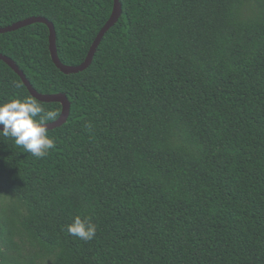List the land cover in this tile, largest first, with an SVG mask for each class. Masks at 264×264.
Here are the masks:
<instances>
[{"label": "trees", "instance_id": "trees-1", "mask_svg": "<svg viewBox=\"0 0 264 264\" xmlns=\"http://www.w3.org/2000/svg\"><path fill=\"white\" fill-rule=\"evenodd\" d=\"M119 2L76 74L45 25L0 34L37 93L70 103L44 158L0 136V264H264V0ZM112 7L0 0V28L45 18L77 66ZM25 96L0 61V100ZM76 215L92 240L68 235Z\"/></svg>", "mask_w": 264, "mask_h": 264}, {"label": "clouds", "instance_id": "clouds-1", "mask_svg": "<svg viewBox=\"0 0 264 264\" xmlns=\"http://www.w3.org/2000/svg\"><path fill=\"white\" fill-rule=\"evenodd\" d=\"M54 119L55 113L45 110L33 96L0 100V136L11 138L33 157L44 158L55 149V140L49 136L46 124ZM65 230L69 236L87 242L96 236L97 225L87 216L76 215Z\"/></svg>", "mask_w": 264, "mask_h": 264}, {"label": "water", "instance_id": "water-1", "mask_svg": "<svg viewBox=\"0 0 264 264\" xmlns=\"http://www.w3.org/2000/svg\"><path fill=\"white\" fill-rule=\"evenodd\" d=\"M121 12H122V9H121V4L119 0H113V7H112V12L110 14V17L108 18L104 26L101 28V30L98 32L95 40L93 41L88 51V54L84 62L77 66H67L60 62L57 56V51H56L54 26L51 22H49L45 18L31 17V18H27L22 21H18L16 23H13L10 26L0 28V34L13 32L23 27L36 24V23L45 25L49 31V38H48L49 39V52H50V57H51L53 64L63 74H66V75L76 74V73L84 71L85 69L89 67V65L91 64L92 58L95 54V51L98 45L100 44L103 36L118 21V19L121 16ZM0 61L4 62L15 74H17V76L20 78V80L22 81L26 89L28 90L29 94L33 96L34 98H36L37 101L43 102V103H58L61 105V113L59 117L55 121L51 123H47L48 130H53L55 128H58L66 122L69 112H70V103L65 95L63 94L42 95V94L37 93L32 88L30 83L27 81L23 72L19 70L17 65L11 59L5 56H2L0 54Z\"/></svg>", "mask_w": 264, "mask_h": 264}]
</instances>
